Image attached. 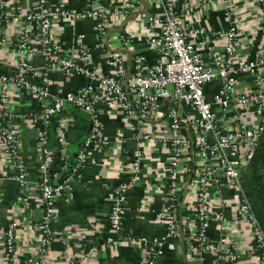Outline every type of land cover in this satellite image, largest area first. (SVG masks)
I'll list each match as a JSON object with an SVG mask.
<instances>
[{
    "label": "built area",
    "instance_id": "built-area-1",
    "mask_svg": "<svg viewBox=\"0 0 264 264\" xmlns=\"http://www.w3.org/2000/svg\"><path fill=\"white\" fill-rule=\"evenodd\" d=\"M149 1L159 2L163 10L159 17L146 18L152 30L148 47L159 59L146 67L144 59L137 57L134 73L128 75L122 56L113 54L108 60L111 71L105 75L89 68L86 51L81 47L77 52L79 60L63 55L54 30V17L60 16L72 22L93 21L99 36H104L111 23L98 7V0H91L82 11L67 10L63 6L53 9L48 0H30L28 8H18L16 15L6 11V0H0V44L5 43L4 28L9 17H14L19 25L15 73L0 74V161L9 160L16 169L14 180L22 190V207H31L32 203L34 211L39 213L35 230L40 238L30 241L32 252L27 264H47L54 238L51 227L57 201L70 195L72 182L80 179L87 166L94 164L95 151L107 145L100 120V110L106 107L124 116L139 137L148 143L153 138L142 127L149 123L163 124L164 137L160 142L167 147L162 165L166 203L159 222L165 225L168 237H174L178 230L180 184L188 180L193 197L190 210L195 223L189 249L201 257L208 253L217 261L225 258L230 264H237V253L226 246L224 232L228 227L223 202L217 206L213 203V197L221 198L222 192L228 190L236 202L232 218L246 225L249 231V253L264 264V231L241 186L242 175L264 132V0H254L259 9L263 37L253 42L257 52L251 58L244 55L245 48L251 44L243 40L244 31L238 25L233 23L227 30L218 31L205 26L193 29L188 26L194 10L214 0H199L193 6L184 5L179 11L172 0ZM217 1L224 6L227 18L237 10L231 0ZM129 8L132 4L127 2L117 14ZM156 22L159 29L154 32L152 27ZM135 40L136 35L130 30L121 41L128 48ZM33 48H37L44 63V74L39 82L29 66ZM53 70H61L66 77L82 75L87 83L77 92L59 91L48 102L50 93L45 74ZM215 83L217 89L210 92L208 87ZM14 91L29 92L41 102L38 180L33 191L28 189L27 172L18 154L19 140L11 113ZM66 106L80 109L91 122L90 132L82 141L74 157L75 165L69 171L66 164L62 168L56 166V158L48 145L52 120ZM60 130L56 140L62 147L65 141ZM59 152L65 161L69 160L62 150ZM139 163V152H136L127 172L129 182L122 183L112 193L107 223L118 240L123 230L128 193L140 173ZM66 173L67 177L60 180ZM214 218L222 232L216 242L207 237ZM17 226L18 223L12 221L4 232L5 251L14 260L17 257ZM164 241L138 240L139 246L147 250L143 264H159L164 254ZM107 243L114 245L117 240L109 238ZM95 251L93 247L87 254Z\"/></svg>",
    "mask_w": 264,
    "mask_h": 264
},
{
    "label": "crops",
    "instance_id": "crops-1",
    "mask_svg": "<svg viewBox=\"0 0 264 264\" xmlns=\"http://www.w3.org/2000/svg\"><path fill=\"white\" fill-rule=\"evenodd\" d=\"M7 12L18 14V8L26 10L30 0H6ZM176 10L184 5L193 6L199 0H172ZM54 9L65 7L71 11L86 9L91 0H48ZM131 3L122 14H117L126 3ZM237 10L227 18L224 6L217 0L202 8L194 10L188 20L190 29L205 26L209 30H227L233 23L243 29V40L251 46L245 48L244 55L248 58L256 55L255 40L261 41L263 29L260 24L258 6L254 0H231ZM12 6H14L12 8ZM98 7L107 19L110 27L104 36H99L93 21L62 20L54 17L56 40L62 48L63 55L79 60L77 52L83 48L87 54V64L90 69L109 74V58L119 54L124 59L128 75L134 73L137 57H142L146 67L152 66L159 58L156 52L149 49L148 40L152 33L146 18L150 15H162L159 2L149 0H98ZM14 9V10H13ZM156 22L152 29L158 31ZM19 25L14 17H9L4 28L5 43L0 44V74L12 75L16 70V42ZM136 35L133 44L125 48L122 38L127 31ZM82 36V38H80ZM34 46H37L34 44ZM34 55L29 60L33 74L40 77L44 74V63L33 48ZM49 87L51 102L59 91L77 92L80 86L87 83L82 75L66 77L61 70H53L45 74ZM218 84L208 87L214 92ZM41 102L29 92L14 91L12 100L13 127L19 140V159L27 172L29 191H33L38 180V139L42 133L39 120ZM101 125L107 138V145L95 151L94 164L87 166L80 179L72 182L70 195L60 198L56 203V214L51 230L54 232L53 243L47 257V264H143L147 250L138 244L140 238L146 240L164 239L163 257L159 264H230L222 258L217 261L211 254L199 256L190 250L189 245L195 232L194 218L191 213L193 201L188 180L180 184L177 202L178 230L174 237H168L165 225L159 221V216L166 203V181L162 169L167 153V147L161 143L163 139V124L160 122L145 124L142 129L150 134L153 141L142 140L134 131L132 124L124 116L111 108L100 110ZM64 136V145L60 147L57 133ZM91 122L87 115L73 106L64 110L52 120L48 145L55 158L62 154L69 160L80 150L82 141L89 134ZM139 152L140 173L128 193L127 210L123 230L118 240L114 237L107 223L111 208L112 193L127 178L128 168L133 155ZM16 169L9 160L0 161V264H27L32 252L30 241H37L40 235L35 230L39 213L31 207L24 208L21 204L22 190L17 182ZM223 207L227 216L225 230L226 246L233 248L238 255L237 264H263L257 256L250 255L251 239L246 225L234 216L236 202L234 195L224 190L221 198L213 197L214 206ZM18 223L16 237V260L5 251L4 232L10 222ZM219 223L214 218L207 230L210 241L216 242L221 235ZM109 238H115L117 243L108 244ZM96 251L90 254L91 248ZM87 254V256H86Z\"/></svg>",
    "mask_w": 264,
    "mask_h": 264
},
{
    "label": "trees",
    "instance_id": "trees-1",
    "mask_svg": "<svg viewBox=\"0 0 264 264\" xmlns=\"http://www.w3.org/2000/svg\"><path fill=\"white\" fill-rule=\"evenodd\" d=\"M74 159L65 161L62 157H58L56 158V166L62 168L66 164L67 170L69 171L75 165ZM67 175L68 173L62 174L60 180L63 181ZM128 182L129 178L123 183ZM241 186L256 219L264 231V132L260 137L253 159L242 175ZM193 246L196 245L193 243Z\"/></svg>",
    "mask_w": 264,
    "mask_h": 264
}]
</instances>
